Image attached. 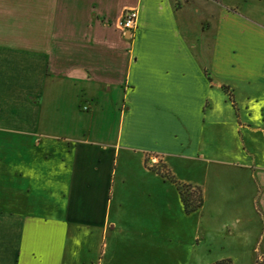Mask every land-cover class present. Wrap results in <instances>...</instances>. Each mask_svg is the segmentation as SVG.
<instances>
[{"label":"crops","instance_id":"obj_1","mask_svg":"<svg viewBox=\"0 0 264 264\" xmlns=\"http://www.w3.org/2000/svg\"><path fill=\"white\" fill-rule=\"evenodd\" d=\"M128 9L138 25L121 35ZM63 39L81 65L61 73ZM156 162L202 188L199 211ZM262 249L264 0H0V264H237Z\"/></svg>","mask_w":264,"mask_h":264},{"label":"rangeland","instance_id":"obj_2","mask_svg":"<svg viewBox=\"0 0 264 264\" xmlns=\"http://www.w3.org/2000/svg\"><path fill=\"white\" fill-rule=\"evenodd\" d=\"M77 8H79L80 11L83 12V8L81 6H79ZM73 13L76 14V10H73ZM73 13H70L72 15L71 17H73V15H75ZM78 21H81V20H78ZM76 26H78L77 30H74V32L69 33L71 39L77 38L83 33V31L81 30V28H82L81 24L77 23ZM117 31H119L121 33V35H124V33H125L119 29H117ZM60 36H61V34L59 33V38H60ZM94 36L96 37V39H103L104 37H107V36L110 38V36L107 33L103 32L101 30L96 31ZM126 39H129V38H126ZM62 43H63V45L61 47L57 48V50L58 51L61 50V52H58V54L55 57L54 67L59 72L64 73L66 71V69L69 68L71 65H81V62L72 64V62L70 60L71 59L70 54L67 51L68 49H70V47H68V48L66 47V44H65L66 41L64 39L62 40ZM120 57L121 58H119V59H118V57H114L113 59H115V60H113V63L111 64V67H110L111 68L110 72L112 71V72H114V74H118V75H120V73H121V67H122V63H123V57L122 56H120ZM162 167H163V165H161L159 162L155 163L154 168H159L162 171H164ZM232 262H233V264H235V262L233 260H232ZM237 264H264V249H262L260 251V254H257V256L255 255L253 257V259L252 258H249L247 260L245 259L244 261L242 260L241 262H238Z\"/></svg>","mask_w":264,"mask_h":264},{"label":"trees","instance_id":"obj_3","mask_svg":"<svg viewBox=\"0 0 264 264\" xmlns=\"http://www.w3.org/2000/svg\"><path fill=\"white\" fill-rule=\"evenodd\" d=\"M180 5L181 3L177 1L176 6L180 7ZM209 80L211 79L209 78ZM223 88L225 92H227L230 101L233 102V97L228 92L229 91L228 87H223ZM162 168L164 171H162L159 168H153V170L157 171L159 174H161L162 177L171 181L177 186L180 197H181V201L184 205L185 212L187 214H191V213L199 211L202 208L203 203H204L202 188L197 187V186L182 184L178 182L175 179V177L171 174V172L167 171L164 166ZM213 264H233V262L230 259H225V260L217 261Z\"/></svg>","mask_w":264,"mask_h":264},{"label":"built area","instance_id":"obj_4","mask_svg":"<svg viewBox=\"0 0 264 264\" xmlns=\"http://www.w3.org/2000/svg\"><path fill=\"white\" fill-rule=\"evenodd\" d=\"M138 25V11L135 9H128L123 12L119 22L117 23V28L123 32H133Z\"/></svg>","mask_w":264,"mask_h":264},{"label":"water","instance_id":"obj_5","mask_svg":"<svg viewBox=\"0 0 264 264\" xmlns=\"http://www.w3.org/2000/svg\"><path fill=\"white\" fill-rule=\"evenodd\" d=\"M126 38H129V34L126 35Z\"/></svg>","mask_w":264,"mask_h":264}]
</instances>
